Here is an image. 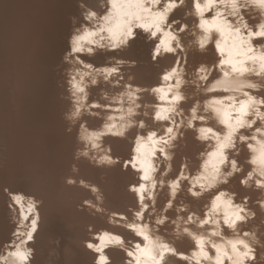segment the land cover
Here are the masks:
<instances>
[{"label":"clouds","instance_id":"9594fccd","mask_svg":"<svg viewBox=\"0 0 264 264\" xmlns=\"http://www.w3.org/2000/svg\"><path fill=\"white\" fill-rule=\"evenodd\" d=\"M160 2L155 0L157 4ZM184 2L169 0L164 12L155 14L163 27L158 25L151 38L162 34L175 45L169 43L163 53L159 44L153 50L154 63L163 54L175 56L171 67L160 73L157 84L142 88L132 83L133 75H128L125 82L121 68L125 63L129 67H135L136 63L118 61L119 68L97 70L109 73L106 83L112 75L119 77L112 81L114 86H122V91L112 98H120L117 104L101 105L95 100L89 103L87 89L99 83V78L89 79L79 89L84 93L82 103L73 97L71 108L64 115L69 121L65 131L71 134L75 129L77 142L70 166L72 175L64 178V184L77 190L74 214L78 247L88 264H112L113 251L120 254L119 264H169L170 257L190 262V255L197 253L195 264H257V248H264L257 235L259 225L241 227L256 219V213L248 206L251 197L245 195L238 202L236 192L220 188L244 171L237 160L228 156L230 151L239 155V143L247 148L246 163L250 165V170L239 180L240 186L264 189V96L255 95L264 91V43H254L264 41V0H193L200 35L196 32L191 35L195 37L197 50L203 52L211 44L220 59L213 66L201 64L192 71H189L187 50L181 43V34L188 31V25L179 20L168 23L171 12ZM96 16V12L88 10L86 19ZM248 17L258 18V23L249 24ZM176 24L180 27L175 28ZM95 47L93 43L87 49L66 53V57L71 55L80 65L75 69L77 73L90 76L93 66L85 64L80 56L93 54ZM117 47L108 50L115 51ZM189 86L194 89L193 93L184 91ZM143 92L155 98L151 120L158 127L143 133L137 131L135 137H129L132 128H148L145 120L132 119L140 115ZM125 95L134 107L124 109ZM190 98L194 103L186 113L180 105ZM94 108H102L107 115L93 112ZM125 113L128 123L121 128L117 121H123ZM85 114L99 119V126L89 127ZM76 121L78 125L73 123ZM189 130L204 145V151L197 156L199 167L193 170L189 158L182 156L176 176L163 179L173 171L175 149ZM116 139L130 140L131 147L126 153L114 150L112 141ZM82 165L95 170L98 181L81 175ZM184 182L188 195L194 199L220 189L202 206V215L186 204L176 203L184 190ZM165 187L169 198L158 210V194ZM2 190L9 192L6 187ZM27 198L33 201L39 216L44 199L39 192ZM256 203L264 211V199ZM173 209L175 218L168 215ZM165 225L171 228L170 235L176 239L186 236L192 241L195 248L190 254L177 250L175 243L167 238L169 232ZM55 243L59 245L60 239ZM260 258L264 260V252Z\"/></svg>","mask_w":264,"mask_h":264},{"label":"bare ground","instance_id":"6f19581e","mask_svg":"<svg viewBox=\"0 0 264 264\" xmlns=\"http://www.w3.org/2000/svg\"><path fill=\"white\" fill-rule=\"evenodd\" d=\"M68 1L76 14L74 18L76 17L78 22V41L81 42L82 40V42H86L84 43L86 45L95 43V48L103 46L102 43L106 42H121L120 48H116L115 51H109L105 49L106 46H103L104 49L103 47L99 48L100 51L98 52L94 50L93 54L82 56L85 64L96 67L87 77L83 73L75 71L80 65L74 61H64L65 63L61 66H54L53 68V61L43 59L49 55L45 56L46 53H50L49 49L46 45H40L37 42V37H34L35 34L31 35L33 21L28 19L30 15L39 14L40 5L42 4L40 0H0V156L5 158L4 162L8 159V162L12 163L11 167L9 166L10 169L8 165L2 164L4 169H8L5 172L1 170L4 173H0V264H57L56 254L59 245L55 243V229L47 226L51 225L53 221H61V225L68 231L78 232L74 214L77 190L66 187L64 184V178L72 175L70 166L73 163V154L77 142L75 129L71 134L65 131L66 127L69 126V121L65 120L64 115L69 112L71 108L70 101L73 97L76 98L78 103H82L81 98L84 93H81L79 89L85 87L87 80L99 78V83L87 89L89 103L95 100L101 105L111 103L115 106L117 104L120 98L117 97V100L112 98L122 91V86H114L112 81L118 80L119 77L112 75L111 80L106 83L105 79L109 73L97 70L119 68L121 65L117 62L121 60L123 54H127L128 57L134 55L135 47L128 49L130 47L128 42L136 39L135 36H142L139 30L145 29L143 22L146 20H150V23L154 26L153 31L148 32L149 44L163 41L160 45L162 53L169 43H171V46H175L170 38L165 40L162 34H157L155 39L151 38L158 25L163 27L160 23L156 26L158 19L154 15L157 12H164L165 5L168 3L167 0H161L158 4L155 3V0H111V3L109 0ZM49 2L50 0L45 5ZM141 4L143 7H141ZM82 5L84 6L82 7ZM54 7H51V9H54ZM88 10L96 12L97 16L86 19ZM47 11H51L50 7ZM208 16L211 17V15ZM102 17L103 19H101ZM174 20H179L180 23L188 25V31L181 34V43L184 44L187 50L189 71L194 70L201 64L215 65L220 59L215 47L210 44L205 51L200 52L194 43L195 37L191 35L192 32L200 35L199 29L196 27L199 21L193 9V0H185L183 5L171 12L168 16V23H172ZM49 22L48 24L51 23V27L54 23H57L54 21ZM253 22L254 24L258 23V19ZM138 24L141 26H137ZM72 30L74 29L72 28ZM48 31L45 34H48ZM43 35L41 34V36ZM100 37H105L106 42L101 43L99 41ZM42 42L44 41L42 40ZM254 43H264V41H254ZM84 44L81 46H84ZM153 45H156V43ZM157 45L149 48L150 53L153 54V50ZM174 61L175 56L163 54L158 57L155 63L152 57L148 59V63H136L135 67H129V64L125 63L121 68V72L124 75L125 82L128 75H133L135 79L132 83L142 88H151L159 82L160 73L165 68L171 67ZM44 65L52 67V70L45 68ZM122 84L123 82H121ZM184 91L193 93L194 89L189 86ZM70 92L72 96L69 95ZM255 95L264 96V91L255 93ZM105 96L108 99H105ZM195 98L203 99L200 96ZM123 100L124 109L130 106L134 107L129 103L127 95ZM139 103L141 104L138 110L140 115L132 117V119L145 120L148 128L143 130L132 128L128 133L129 137H135L137 131L143 133L158 127L151 120V116L155 111V108L152 107L155 104V98L149 95L148 92H143ZM193 103L194 99L190 98L180 107L184 108L187 113ZM92 111L100 112L104 116L107 115V112L102 108H94ZM145 113H147V116L144 115ZM84 119L88 121L89 127H98L101 123L95 116L87 114L84 115ZM73 123L78 125V121ZM117 123L121 128L127 124V114L125 113L123 121H117ZM244 134L247 135L248 133L245 132ZM84 135L87 136L88 133L85 131ZM112 144L114 150L120 154L126 153L131 147L130 140L116 139L112 141ZM237 148L240 149L239 155L235 151H230L228 156L229 159L237 160L244 171L230 179L228 184L221 185L220 188L227 189L229 192H236L238 202L245 195L251 197L248 206L256 213V219L249 221L248 225H241V227L252 228L254 225H259L257 235L261 243L264 244V223H262L264 221V211L256 203L257 200L264 199V189L256 190L254 186L245 189L240 186L239 180L250 170V165L246 163L249 155L247 148L239 143ZM201 151H204V145L195 140V132L192 130L187 131L184 140L179 141L175 149L173 171L163 179L168 180L176 176L182 156H187L190 160V167L196 170L200 164L197 156ZM163 170L164 166L162 164L161 172ZM81 175L98 181V174L86 165H82ZM158 178H160L159 174ZM5 187L9 189L8 193L2 190ZM219 190L213 189L212 193L206 192L199 199H194L188 195L187 184L184 182V190L177 197L176 203L186 204L190 210L200 211L202 215V206L208 202L211 195ZM36 192H39L45 201L39 216H37L33 201L27 198ZM168 198V189L165 187L158 194V210L163 208ZM159 214L158 211L157 215ZM168 215L175 218V210L170 211ZM182 215L186 216L187 214ZM165 227L168 228L169 232L167 238L175 243L177 250L190 254L191 250L195 248L192 241L186 236L176 239L170 235L171 228L168 225H165ZM39 229L41 230L37 233ZM161 231L163 233V229ZM225 233L229 234L227 230H225ZM72 239L73 247L65 245V243L60 245V247H63V264H88L87 257L78 247V234ZM209 251L211 250L209 249ZM261 252H264V248H257V264H264V260L260 258ZM111 256L112 264H119L120 254L113 251ZM197 259L198 253L190 255L191 264H195ZM190 262L176 260L174 257L169 258V264H190Z\"/></svg>","mask_w":264,"mask_h":264},{"label":"rangeland","instance_id":"374dc122","mask_svg":"<svg viewBox=\"0 0 264 264\" xmlns=\"http://www.w3.org/2000/svg\"><path fill=\"white\" fill-rule=\"evenodd\" d=\"M41 1V5H43V6H41L40 5V11H39V14H37V15H30L29 17H28V19L30 20V21H33V25L31 26V30H32V32H31V35L33 36L34 34H35V38L37 37V42L38 43H40V45H46L47 47H48V49H49V52L50 53H46V55L45 56H47V54H49L47 57H44L43 59L44 60H49V61H53L52 63H53V68H54V66L55 67H59V66H61L62 64H64L65 62H69V61H74L75 63H77L73 58H72V56L71 55H68L67 57H66V53H71V52H74V51H76L77 49H82V48H85V49H87V46H89V47H92V45H90L89 43L86 45V44H84V43H86V42H82V40H81V42L80 41H78V33H79V31H78V22H77V20H76V17L74 18V16H76V14L74 13V10H73V8L71 7V5H70V3H69V1L68 0H60V2H59V0H55V2H53L52 0H50V2H49V4L47 3L46 5H45V3L46 2H48L49 0H40ZM164 1V0H163ZM166 1V0H165ZM62 2V3H61ZM67 2H68V4H67ZM167 2L169 3V0H167ZM54 5H53V4ZM58 3V4H57ZM65 4V5H64ZM47 5H49V7H50V10L51 11H47V10H49V7H47ZM51 5V6H50ZM58 7H57V6ZM61 5V6H60ZM53 6H55V7H57L58 8V10L60 11H58L57 10V8L55 9V7H54V9H53V11H52V9H51V7H53ZM43 7V8H42ZM47 7V8H46ZM71 7V8H70ZM69 8V9H68ZM42 10V11H41ZM46 10V11H45ZM54 10H55V12H54ZM63 10V11H62ZM73 10V11H72ZM46 13H45V12ZM64 11H66V12H64ZM52 12V13H51ZM55 14H54V13ZM49 13V14H48ZM60 13V14H59ZM62 13V14H61ZM74 13V14H73ZM72 14V15H71ZM48 15H52L51 17H53V18H51L50 16L48 17ZM58 17H57V16ZM208 15H211V13L210 14H208ZM247 15V14H246ZM61 16V17H60ZM67 16V17H66ZM72 16V17H71ZM65 17V18H64ZM154 17H156V15H154ZM51 18V19H50ZM58 18H61L60 20L58 19ZM35 19V20H34ZM72 19V20H71ZM248 19H249V17H248ZM258 19V18H257ZM44 20V21H43ZM54 21V22H57V23H52L53 25V27H51V23L50 22H52V21ZM254 20H256V19H252L251 17H250V19H249V21H250V24L252 25H255L254 24ZM50 21V22H49ZM71 21V22H70ZM72 21H73V23H72ZM48 22L50 23V24H48ZM43 23V24H42ZM157 24H156V26L160 23V21L159 20H157V22H156ZM45 24H47V25H49V26H47V25H45ZM56 24H57V26H56ZM73 24V25H72ZM75 25V26H74ZM36 26V27H35ZM39 26V27H38ZM45 27L44 29H45V31H43L44 29H43V27ZM143 26H144V28L145 29H147V30H145V29H140L139 30V33H141L142 34V36L141 37H138V36H135V37H137L136 39H133L134 40V42H133V40H131V42H128V46H130L129 48H128V46H127V48L128 49H131L132 47H135V53H134V55L132 56V57H128V55L126 54H123L122 56H121V60L120 61H125V62H132V61H135V63H137V64H143L144 62V64H146V63H148V59L149 58H151L152 57V53H150V50H149V48H151V47H153V46H156L159 42H155L156 43V45H153V44H155V43H152V44H149L148 43V40H149V37H147L148 36V32H150V31H153V29H154V26L150 23V20H146L145 22H143ZM75 30H72V28ZM153 27V28H152ZM180 27V24H176L175 25V28H179ZM46 28H49V29H46ZM53 28H56V29H53ZM77 28V29H76ZM66 29V30H65ZM70 29V30H69ZM48 30H50V31H48ZM53 30H54V32H53ZM71 30H72V32H71ZM37 31H39V33H40V36H39V33H37ZM47 31H48V34H45V32L47 33ZM52 31V32H51ZM65 31V32H64ZM43 32V33H42ZM41 34L43 35V36H41ZM37 35V36H36ZM48 35V36H47ZM50 35V36H49ZM59 35V36H58ZM64 35V36H63ZM39 36V37H38ZM46 36H47V38H46ZM52 36V37H51ZM62 36V37H61ZM151 36V35H150ZM134 37V38H135ZM38 38H39V40L41 41H39L38 40ZM42 40L44 41V42H42ZM64 40V41H63ZM69 41V42H67V41ZM105 40H107L105 37H100L99 38V41L102 43L103 41H105ZM50 41V42H49ZM48 42V43H47ZM106 42V41H105ZM162 43H163V41H161ZM159 43V45H162V43ZM109 43V44H108ZM132 43V44H131ZM49 44V45H48ZM78 44H79V47H78ZM84 44V46H81V45H83ZM103 44V46L105 47V49H109L110 48V45H111V47H113V46H118L117 48H120V46H121V42H106V43H102ZM109 45V46H108ZM151 45H153V46H151ZM102 46V47H103ZM108 46V47H107ZM71 47V48H70ZM88 47V48H89ZM102 47H99V48H102ZM104 47H103V49H104ZM98 47L97 48H95V51L96 52H98V51H100V49H99ZM50 49H51V51H50ZM62 49V50H61ZM53 50V51H52ZM53 53V54H52ZM57 54V55H56ZM77 55H79V53L77 52L76 53ZM139 58H138V57ZM49 57V58H48ZM46 58V59H45ZM48 58V59H47ZM51 59V60H50ZM57 59V60H56ZM60 59V60H59ZM80 59L81 60H83L82 59V56H80ZM55 60H56V62H55ZM58 60H59V62H58ZM65 61V62H64ZM55 62V63H54ZM55 64V65H54ZM44 67L45 68H48L49 70H52V67H46V65H44ZM94 69L96 68L95 66L93 67ZM0 173H4L8 168H9V166L11 167V165H12V163L10 162H8V159H7V161L6 162H4L3 160L5 159L3 156L1 157L0 156ZM2 162V163H1ZM8 162V163H7ZM2 164H6V166L8 165V168H5L4 169V167L2 166ZM1 167H3V168H1ZM10 169V168H9ZM1 170H4V172L3 171H1ZM56 223V224H55ZM48 228H52V229H55V238L57 239V238H59L60 239V244H59V247H57L58 248V251H57V254H56V261H57V264H63V257H62V252H63V247H60V245L63 243H65V245H69V246H71V247H73L74 246V243H73V239H72V237H74V236H77V234H78V232L77 231H68L65 227H63L62 225H61V221L59 222V221H53L52 222V224L50 225H48L47 226ZM41 229H39L38 231H37V233H39V231H40ZM0 232H1V229H0ZM77 232V233H76ZM75 233V234H74ZM56 239H55V241H56ZM73 245V246H72Z\"/></svg>","mask_w":264,"mask_h":264}]
</instances>
